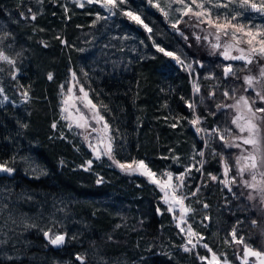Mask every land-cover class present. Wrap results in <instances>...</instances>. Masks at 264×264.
Returning <instances> with one entry per match:
<instances>
[{
  "label": "trees",
  "instance_id": "obj_1",
  "mask_svg": "<svg viewBox=\"0 0 264 264\" xmlns=\"http://www.w3.org/2000/svg\"><path fill=\"white\" fill-rule=\"evenodd\" d=\"M97 9L96 4L79 8L60 0H0V51L17 70L16 79L0 76L11 98L0 103V162L14 169L0 177V239L6 240L0 245V264H81L77 254L85 256L84 264H205L198 258L207 254L205 248L182 250L183 235L161 191L147 177L125 174L106 158L93 160L84 170L91 152L60 116L61 85L66 90L72 72L109 124L116 160H143L160 175L193 166L186 191L191 195L199 187V192L188 198L194 208L190 221L204 243L240 264L234 243L225 244L235 226L238 237L262 251L258 226L251 225L258 220L254 205L237 184L229 192L208 178H223L213 150L231 165L235 150L222 148L218 140L205 147L189 122L193 112L187 106L195 103L204 123L218 120L215 105L226 104L223 92L239 89L242 80L224 77L222 57L193 52L194 28L178 25L186 42L171 27L172 19L149 0H144L141 15L151 33L119 12L96 21ZM154 42L187 62L206 63L204 72L216 84L210 85L211 79L194 95L187 69L156 51ZM16 86L28 92L27 102L9 92ZM210 92L215 96L210 98ZM201 160L202 171H195ZM38 229L64 231L70 243L53 250Z\"/></svg>",
  "mask_w": 264,
  "mask_h": 264
},
{
  "label": "snow or ice",
  "instance_id": "obj_2",
  "mask_svg": "<svg viewBox=\"0 0 264 264\" xmlns=\"http://www.w3.org/2000/svg\"><path fill=\"white\" fill-rule=\"evenodd\" d=\"M72 3L79 8H84L86 4H98L107 11L110 16L119 12L130 21L143 27L146 32H152V28L144 22L140 14L130 8L124 9L121 7L122 5H126L128 0H72ZM149 4L157 8L166 19L169 17L170 11L180 14L179 18L171 23V27L181 35L186 42L188 41V37L178 28L181 22H184L194 29L199 28L200 31L204 33V35L201 36L193 32L197 42L201 40L208 41L209 38L212 37L215 42L210 41V47L214 54L218 50L223 49V51L219 52V55H221L224 60L243 62L239 68L231 63L223 66V75L225 78L234 77L236 79H241V77L237 76L238 71H245L247 74L242 77L243 84L240 89L233 87L231 93L228 90L223 92L224 98L232 99L234 103L216 104L217 111L224 108H230L235 111L236 114L231 119V124L234 126L235 131L227 127L223 131L218 128H213L211 132L208 133V139L205 140V147H209L211 139L213 136H216L223 148L239 149V155L235 157V164L231 165L223 153L213 150V156L220 157L224 178L220 179L216 175L209 174V179L222 184L229 192L232 191L233 185L240 183L243 188L249 189L247 195L249 201L258 200L261 205H264V106H258L264 105V64L259 63V61L264 60V25H251L239 22L240 17L243 16L244 13L235 11L233 8V5H235V8L264 15V0H259V3H257L256 0H149ZM174 5H179V7H173ZM218 9H225L226 11L221 13L217 11ZM64 10L65 13L69 11L67 7H65ZM29 12H31V9H29ZM21 15L23 16L24 14L21 13ZM185 16L188 17L187 21L183 20ZM30 18L35 20L36 15L32 14ZM107 18L108 17L97 14L96 21ZM96 21L93 23L95 24ZM202 25H206V27H201ZM56 38L60 39L59 37ZM149 39H151V36H149ZM61 43H66V41L61 40ZM45 47H47V44H45ZM153 47L164 56L170 57L183 69L192 70V64L185 63L184 58L177 52L168 51L160 45L155 44V42L153 43ZM189 47H191V45H189ZM234 52L238 54H233ZM0 61L7 62L10 65H14L15 63L5 55L3 51H0ZM196 63L200 62L196 61ZM254 64L259 68L258 74L252 73L251 66ZM0 71H2V69H0ZM71 75L72 80L76 81V74L73 72ZM12 78L16 79L14 72ZM48 79H53L52 73L48 74ZM206 79H212V76H208ZM64 87V85H61L62 93ZM238 90L243 93H250V95L241 94L237 97L236 92ZM66 92L67 95L61 101L62 106L60 110L61 113H67V115H62L61 118L71 121L68 124L69 129L73 126L80 129L90 128L91 132L98 134V142L95 145L89 141L90 134L83 137V139L88 142V147L92 150L95 159L98 160L101 159L102 156H107L122 172L127 174L138 173L139 175L147 177L150 183L159 187L160 191L164 193L163 202L168 205V212H173L176 206H179V222L176 226L180 229L181 233H185L186 243L181 245L184 252H191L199 245L211 253L210 259L207 256L198 257L201 261H205L206 264H230L226 257L221 261L220 257L212 251L208 244H201L200 242L204 240V237L195 232L190 225L187 230L182 227L183 224L187 223L186 216L192 213L194 209L185 204L187 197L180 195L179 191L184 186V178L193 171V166L186 167L183 173L175 177H173L172 173L166 172L164 176H166L167 179H162L157 176V173L148 168L143 160L137 161L133 159L130 163H122L116 160L113 155L112 137L109 134L110 126L100 114L98 105L93 103L89 98V93L83 86L79 88L81 95H74V85L68 86ZM193 93L196 95L200 93V87L196 83H193ZM0 94H3L2 88H0ZM21 95L24 97L25 102H27L29 98L28 92L24 91ZM208 95L210 98L214 97L215 92H210ZM4 99L7 100V96H5ZM77 100L91 112L92 120H94L96 124L102 123L101 128L98 129L90 125L88 117L76 107L75 101ZM201 102H203V98ZM0 103H2V101H0ZM187 106L194 114V119L189 122L195 127L196 132L199 134L205 131L198 127L201 123V118L195 115V103L188 102ZM101 107L106 108V106L103 105H101ZM69 108H75V116L69 111ZM211 114L215 115V113ZM51 126L53 129H56L57 124L53 123ZM175 126V124L172 125V127ZM225 133L228 135L226 136ZM197 154L201 157L205 155L204 151H198ZM164 158L167 159L168 157ZM92 162V160L86 161L87 166L84 167L85 171L90 169ZM199 163L201 167L195 168V171L198 172L202 171L204 161L201 160ZM233 168H235L234 176L230 175ZM13 171L14 169L7 167L5 164H0V172H7L10 174ZM237 178H239V180ZM174 181H178L179 183H175ZM100 182V180L97 181V183ZM198 192L199 187H197L196 191L192 192L191 195L195 196ZM241 195H243V193H241ZM203 207L207 208L208 205L204 204ZM157 212L159 213L160 209H157ZM204 219L207 220L209 217L205 216ZM238 223L240 222L238 221ZM251 225L257 227L258 221L252 219ZM27 226L30 227L31 225ZM43 235L53 246H60L65 243V234H55L49 230L45 231ZM229 235L232 237V240L231 242L225 240V244L234 243L243 246V255L241 256L239 252H237V259L240 260V264H264V251L256 250L248 245L243 236L238 237L237 228L235 226ZM193 237H196L195 242L192 239ZM188 245H191V247ZM252 257L255 258L254 262L250 260ZM76 259L80 261L81 264H84L85 257L77 255Z\"/></svg>",
  "mask_w": 264,
  "mask_h": 264
},
{
  "label": "rangeland",
  "instance_id": "obj_3",
  "mask_svg": "<svg viewBox=\"0 0 264 264\" xmlns=\"http://www.w3.org/2000/svg\"><path fill=\"white\" fill-rule=\"evenodd\" d=\"M36 3H39L41 0H34ZM61 2H62V4H64V5H73V3H72V0H60ZM256 2L257 3H259V0H256ZM97 5V12H98V14L100 15V16H103V17H111L110 15H109V13L107 12V11H105L102 7H100L98 4H96ZM143 5H144V0H128V3L126 4V5H122L121 7L122 8H124V9H131V10H133V11H135V12H137L138 14H140L141 15V9L143 8ZM173 7H179V5H174ZM194 7V6H193ZM233 8L235 9V11H240V12H243L244 14H243V16H241L240 17V20H239V22H242V23H245V24H251V25H264V15H261V14H258V13H255V12H252V11H244L243 9H239V8H235V5H233ZM217 11H219V12H221V13H223V12H225L226 10L225 9H218ZM179 13H176V12H174V11H170V15H169V17L172 19V21L174 22L177 18H179ZM141 17H142V15H141ZM184 18H186L187 20H188V17L187 16H185V17H183V19ZM104 20H106V19H101V21H104ZM182 24V23H181ZM185 23L183 22V24H182V26L184 25ZM184 27H186V24L184 25ZM201 27H206V25H202ZM143 28V27H142ZM190 28H192V27H190ZM185 29H188V28H185ZM193 29V28H192ZM214 31V30H213ZM194 32L196 33V34H199V35H201V36H203L204 35V33H202L201 31H200V29L199 28H195L194 29ZM148 33V32H147ZM190 39L192 40V43H191V48H192V51L193 52H196V53H206V54H209V56H211V58H219V57H222L221 55H219V52L220 51H223V49H220V50H218L215 54L213 53V51H212V49H211V47H210V41L211 42H215L214 41V39L212 38V37H210L209 38V40L208 41H205V40H201V41H199V42H197V40H196V38H195V36L193 35V33L191 34V37H190ZM4 53V52H3ZM5 55H7L6 53H4ZM233 54H238V53H233ZM8 56V55H7ZM9 57V56H8ZM10 58V57H9ZM223 58V57H222ZM10 59H12V58H10ZM13 60V59H12ZM196 61H199V60H196V59H193L191 62H187V61H185V63H191L192 64V70H187L188 72H189V74L191 75V80H190V83H191V90H192V93H193V83H196V84H198L199 85V87L201 88V86L204 84V83H206L207 84V82L208 81H210L211 79H206V77H208V76H212L210 73H206V72H204L205 70H206V63H204V62H200V63H196ZM238 62H240V61H238ZM202 63L204 64V67L205 68H203V66H201L202 65ZM229 63H231V64H233L235 67H237V68H239L242 64H235L233 61H225L223 64H222V67H221V69L223 70V66L224 65H227V64H229ZM240 63H243V62H240ZM259 63L260 64H264V60H261V61H259ZM197 64H199V66H200V68L202 69V72H200L199 71V69H198V67H197ZM240 65V66H239ZM0 69H2V71H0V76L3 74L6 78H9V77H12V74H13V72L16 74V72H17V70L14 68V66L13 65H10V64H8L7 62H4V61H0ZM251 69H252V73L253 74H258V72H259V68L254 64V65H252L251 66ZM73 73V72H72ZM71 73V74H72ZM70 74V79H69V81H68V85H67V87L68 86H73L74 85V95H81L80 94V92H79V88H80V86H83L80 82H79V80H78V77H77V75H76V81H73L72 80V75ZM245 74H247L245 71H238L237 72V76L239 75V77H241V80H242V77L245 75ZM229 78H231V79H236V78H234V77H229ZM216 81H217V79L215 78V77H212V81H210L211 83H210V85L211 84H216ZM233 82V81H232ZM4 83V79H2V78H0V88H2L3 89V94H0V101H2V103H5V102H7V101H10L11 100V98H10V96L8 95V93H6V91L4 90V88L2 87V84ZM242 84H243V81H242ZM67 87H66V89H67ZM84 87V86H83ZM84 89H85V87H84ZM240 89V88H239ZM10 90H12V93L16 96V98L19 100V102L21 103V102H23V101H25L24 100V97L23 96H18V91L20 90L21 92L23 91V89L22 88H20V87H18V86H16V87H14L13 89H9V92H10ZM87 92H88V90L87 89H85ZM24 92V91H23ZM89 93V92H88ZM194 94V93H193ZM241 94H244V95H250V93H243L242 91H240V90H238L237 92H236V96L238 97L239 95H241ZM67 95V92H66V90H64V92L62 93V97H61V100H60V109H61V101L65 98V96ZM194 95H196V94H194ZM5 96H7V100H5L4 99V97ZM89 98H90V96H89ZM91 99V98H90ZM193 103V102H192ZM232 103H234V101L232 100V99H228L227 100V103L226 104H232ZM75 104H76V107H78L79 109H80V111L82 112V113H84L87 117H88V119H89V123H90V125L92 126V127H96V128H101L102 127V123L101 124H96L95 123V121L94 120H92V114H91V112L87 109V108H85L84 106H83V104H81L80 103V101H75ZM216 106V105H215ZM258 106H264V105H258ZM69 111H71L72 113H73V115L75 116L76 115V111H75V108H69ZM100 112V111H99ZM217 113H219L220 115H219V117H218V120H215V121H213V120H208V121H206L205 123L203 122V118L202 117H200L197 113H196V110H195V115H197V116H199L200 118H201V123L198 125V127H200L201 129H203V130H205V131H202L201 133H197L202 139H203V142L205 143V140H207L208 139V133H210L211 132V130L213 129V128H218V129H220L221 131H223L226 127L227 128H229V129H232L233 131H235V128H234V126L231 124V119H232V117L236 114L235 113V111L233 110V109H230V108H224V109H221V110H219V111H217ZM101 114V113H100ZM62 115H67V113H61V110H60V116H62ZM62 119V118H61ZM193 119H194V114H193ZM64 122H65V124L67 125V127H68V124L71 122V121H69V120H65V119H62ZM208 123H212L213 124V126H212V128H207L206 127V124H208ZM69 128V127H68ZM194 129H195V127H194ZM73 133H74V135H77L78 136V138L80 139V141L90 150V152H91V156H92V161L93 160H97V159H95V157L93 156V152H92V150L88 147V142H86L84 139H83V137L85 136V135H89V141L92 143V144H97V142H98V134L97 133H95V132H91L90 131V128L89 129H80V128H76L75 126H73L71 129H70ZM195 131H196V129H195ZM110 135H111V137H112V134H111V129H110V133H109ZM225 135L227 136L228 134L227 133H225ZM213 140H218L219 141V139H218V137H216V136H213V138L211 139V141H213ZM210 141V142H211ZM112 142H113V139H112ZM223 148V147H222ZM224 149H232V150H235V152H236V154H235V156H234V159H235V157L237 156V155H239V149H236V148H224ZM101 158H106L109 162H111L112 163V161L111 160H109L108 159V157L107 156H102ZM99 160V159H98ZM137 161H139V160H137ZM131 161H129V162H122V163H130ZM0 164H3V163H1L0 162ZM113 164V163H112ZM146 164V163H145ZM234 164H235V162H234ZM114 165V164H113ZM147 165V164H146ZM85 166H87L86 164L84 165V167ZM115 167H117L116 165H114ZM148 166V165H147ZM118 168V167H117ZM149 168V167H148ZM154 172V171H153ZM123 173H125V172H123ZM170 173H172L173 174V177H175V176H177V175H180L181 173H183V172H180V173H173V172H170ZM125 174H127V173H125ZM213 175V174H212ZM230 175H235V168H233V170H232V172L230 173ZM157 176L158 177H160V178H162V179H167V177L166 176H164V174L163 175H160V174H157ZM216 176H218L220 179H223V178H221L220 177V175L219 174H216ZM208 178H209V175H208ZM245 178H248V177H245ZM238 180H239V178H237ZM210 181H212V180H210ZM175 183H179L178 181H174ZM212 182H214V181H212ZM186 177L184 178V186H183V188H181L180 189V191H179V194L180 195H183V196H186L187 197V199L185 200V204L186 205H189L192 209H194L193 207H192V203L190 202V201H188V198L191 196L189 193H188V191H186V189H187V186H186ZM214 183H218V182H214ZM220 184V183H219ZM221 186H222V184H220ZM156 186V185H155ZM237 186L244 192V194H245V196H246V198H247V195H248V192H249V189H245V188H243L242 187V185L240 184V183H237ZM159 188V187H158ZM160 190V189H159ZM161 194H162V199H163V195H164V193L163 192H161ZM253 205H254V208H255V210H256V212H257V216H258V229H259V236H260V239H261V245H262V247H263V250L262 251H264V231H262V230H264V205H261L260 203H259V201L258 200H255V201H250ZM166 205V207L168 208V205L167 204H165ZM171 214H172V217H173V220H174V223H175V225H177V223L179 222V206H176V208L174 209V211L173 212H171ZM191 215H193V212L192 213H190L189 215H187L186 216V221H187V223H185V224H183L182 225V227H184L185 228V230H187V228H188V226L190 225L191 226V228L195 231V229L193 228V226H192V223H191V221H190V217H191ZM175 217V218H174ZM202 224H204L203 222H202ZM178 230L180 231V229L178 228ZM45 231H49V230H42V229H38V231L36 232V233H38V234H40L41 236L43 235V233L45 232ZM51 232L52 233H55V234H61V233H63L64 231H52L51 230ZM196 232V231H195ZM182 235H183V238H184V244L186 243V240H185V233H181ZM193 239V241L195 242V240H196V237H193L192 238ZM231 240H232V237H231ZM5 243H6V240L5 239H3V241L0 239V245L1 246H3V245H5ZM67 243H70V241H68V239L66 240V244ZM201 244H204V242H203V240L200 242ZM207 244V243H206ZM248 245H250L251 247H252V245L251 244H249V243H247ZM49 245V244H48ZM189 247H191V245H188ZM199 246V245H198ZM209 246V245H208ZM210 247V246H209ZM233 248L237 251V252H239V255H243V251H242V249H243V246L242 245H236V244H233ZM207 250V249H206ZM214 253H216L219 257H220V259H221V261L226 257L227 258V260L230 262V264H239V263H236L234 260H229V258L227 257V255L225 254V253H223V254H220V253H217V252H215L214 250H212ZM5 252V251H4ZM5 253H7V252H5ZM80 255H82V254H80ZM83 257H85L84 255H82ZM205 256H207L209 259L211 258V253H209L208 251H207V254L205 255ZM236 257H237V253H236ZM250 260H252L253 262L255 261V258L254 257H252V258H250ZM205 262V261H204ZM205 264H206V262H205Z\"/></svg>",
  "mask_w": 264,
  "mask_h": 264
},
{
  "label": "water",
  "instance_id": "obj_4",
  "mask_svg": "<svg viewBox=\"0 0 264 264\" xmlns=\"http://www.w3.org/2000/svg\"><path fill=\"white\" fill-rule=\"evenodd\" d=\"M21 91L19 90L18 91V96H22L21 95ZM6 173L7 172H0V177H3L4 175H6ZM61 234H65V237H66V239H65V243L63 244V245H60V246H53V245H51L49 242H48V240L47 239H45V237H44V235H42V238H43V240L45 241V242H47L51 247H52V249L53 250H61V249H63L64 248V246L66 245V240H67V234L65 233V232H63V233H61ZM77 255H80V254H77ZM77 255H75V259H76V256ZM82 256V255H81ZM77 260V259H76ZM80 262V261H79ZM86 262V258H85V260H84V263ZM239 262H240V260H239ZM81 263V262H80Z\"/></svg>",
  "mask_w": 264,
  "mask_h": 264
}]
</instances>
